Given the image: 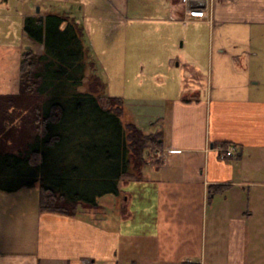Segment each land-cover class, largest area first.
<instances>
[{"label": "crops", "instance_id": "crops-1", "mask_svg": "<svg viewBox=\"0 0 264 264\" xmlns=\"http://www.w3.org/2000/svg\"><path fill=\"white\" fill-rule=\"evenodd\" d=\"M108 3L126 22L178 21L172 0ZM213 4L212 23L193 29L207 40L170 57L176 96L151 102L150 115L130 110L163 134L160 162L75 217L41 214L26 189L0 190V264H264V0ZM223 144L235 156L221 158Z\"/></svg>", "mask_w": 264, "mask_h": 264}, {"label": "trees", "instance_id": "trees-1", "mask_svg": "<svg viewBox=\"0 0 264 264\" xmlns=\"http://www.w3.org/2000/svg\"><path fill=\"white\" fill-rule=\"evenodd\" d=\"M69 13L26 20L25 33L44 50L23 55L20 92L0 95V190L37 187L41 214L75 217L142 181L146 152L164 143L134 121L122 97L106 95L84 27Z\"/></svg>", "mask_w": 264, "mask_h": 264}, {"label": "rangeland", "instance_id": "rangeland-1", "mask_svg": "<svg viewBox=\"0 0 264 264\" xmlns=\"http://www.w3.org/2000/svg\"><path fill=\"white\" fill-rule=\"evenodd\" d=\"M101 1V7L93 8L97 5L96 0H0V95L20 92L23 55L30 50L39 54L44 50L43 45L34 44L25 33L26 20L30 17L44 19L50 14L63 15L70 12L69 15L78 18V22L84 27V40L92 61L97 65V76L107 85V96L122 97L132 112L143 116L154 112L151 102L176 96L180 74L170 70V57L175 56L178 51L188 50L190 42L196 36L207 40V31L193 30L195 26L209 25L206 17L201 22H195L193 20L196 19L191 17L187 20L186 6L181 0H172L175 17L172 16L171 19L177 17L176 22H126L119 13L114 14L116 10L108 0ZM185 40L188 41L187 48L181 49ZM154 57L159 61L150 63ZM158 77H163V80ZM84 90L86 88H80V91ZM145 157L146 168L160 162L163 150L146 152ZM25 191L29 197L33 196L34 200H38L37 187ZM106 197L108 200L114 198L113 195ZM124 209L129 210L128 206ZM108 215L124 219L123 214L116 216L114 212L108 211ZM102 216L106 214L99 217ZM129 245L130 243L124 247L128 252Z\"/></svg>", "mask_w": 264, "mask_h": 264}, {"label": "built area", "instance_id": "built-area-1", "mask_svg": "<svg viewBox=\"0 0 264 264\" xmlns=\"http://www.w3.org/2000/svg\"><path fill=\"white\" fill-rule=\"evenodd\" d=\"M210 0H181V3L186 6L187 17L204 18L207 16V8ZM192 11V12H189ZM189 12V14H188ZM221 156H230L233 154V149H219Z\"/></svg>", "mask_w": 264, "mask_h": 264}, {"label": "bare ground", "instance_id": "bare-ground-1", "mask_svg": "<svg viewBox=\"0 0 264 264\" xmlns=\"http://www.w3.org/2000/svg\"><path fill=\"white\" fill-rule=\"evenodd\" d=\"M213 5H214L213 2L210 1V4L208 5V10H207V16H206V21H208V22L211 21ZM186 18H188V17L186 16Z\"/></svg>", "mask_w": 264, "mask_h": 264}, {"label": "water", "instance_id": "water-1", "mask_svg": "<svg viewBox=\"0 0 264 264\" xmlns=\"http://www.w3.org/2000/svg\"><path fill=\"white\" fill-rule=\"evenodd\" d=\"M38 12L40 11V9L38 8V10H37Z\"/></svg>", "mask_w": 264, "mask_h": 264}]
</instances>
